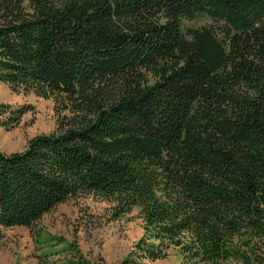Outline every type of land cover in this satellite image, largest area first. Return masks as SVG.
<instances>
[{
	"label": "trees",
	"instance_id": "1",
	"mask_svg": "<svg viewBox=\"0 0 264 264\" xmlns=\"http://www.w3.org/2000/svg\"><path fill=\"white\" fill-rule=\"evenodd\" d=\"M0 83L70 115L0 151V242L24 227L38 264H103L32 230L93 194L140 210L118 264H264V0H0ZM30 111L0 102V128Z\"/></svg>",
	"mask_w": 264,
	"mask_h": 264
},
{
	"label": "rangeland",
	"instance_id": "2",
	"mask_svg": "<svg viewBox=\"0 0 264 264\" xmlns=\"http://www.w3.org/2000/svg\"><path fill=\"white\" fill-rule=\"evenodd\" d=\"M189 27L212 26L214 22L199 17L187 22ZM0 102L12 107L31 106L19 125L11 130L0 128V151L6 154L22 151L36 135L50 134L58 130V123L68 112L59 111L51 99L33 94H14L0 83ZM114 203L93 194H78L58 204L51 212L38 220L34 229L41 238L52 237L54 249H61L68 242L75 243L81 253L92 262L118 264L143 234V222L139 208L116 215ZM0 264H38L36 245L32 232L24 227L1 228ZM148 264H181L177 250H171L164 260Z\"/></svg>",
	"mask_w": 264,
	"mask_h": 264
}]
</instances>
